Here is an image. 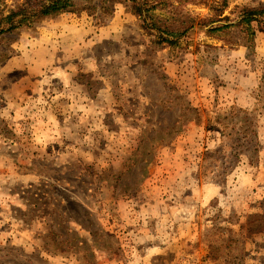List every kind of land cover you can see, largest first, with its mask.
Masks as SVG:
<instances>
[{
    "label": "rangeland",
    "instance_id": "obj_1",
    "mask_svg": "<svg viewBox=\"0 0 264 264\" xmlns=\"http://www.w3.org/2000/svg\"><path fill=\"white\" fill-rule=\"evenodd\" d=\"M113 6L0 42V264H264V32L174 50ZM51 231L78 245L46 250Z\"/></svg>",
    "mask_w": 264,
    "mask_h": 264
},
{
    "label": "trees",
    "instance_id": "obj_2",
    "mask_svg": "<svg viewBox=\"0 0 264 264\" xmlns=\"http://www.w3.org/2000/svg\"><path fill=\"white\" fill-rule=\"evenodd\" d=\"M116 3L124 5L139 18L141 29L154 37L156 44H166L174 50L181 48L184 39L196 28L203 29L208 36L224 43H231L232 29L239 28L243 33L244 44L250 49L255 47L257 32H264V4L257 7L243 6L238 17L231 19L229 15H225L229 7L228 0H25L14 8L6 9L5 6H0V42L4 34L32 27L48 16L97 7L102 13L110 14ZM189 5L207 7L210 14L199 16L186 13L184 10ZM232 20L235 22H230ZM243 119L246 125L243 138L238 136L232 143L243 139L248 146L245 151H255L254 122L248 115ZM237 134L229 133L227 137L233 138ZM240 153L238 147L232 146L231 156L238 158ZM45 237L50 238L52 242L56 241L53 247L49 240L45 241V249L52 253L59 250L68 253L73 246L78 245L74 243L75 237L70 238L68 233L57 235L51 231Z\"/></svg>",
    "mask_w": 264,
    "mask_h": 264
}]
</instances>
